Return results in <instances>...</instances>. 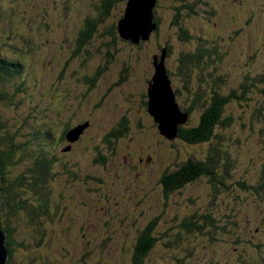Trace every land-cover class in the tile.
<instances>
[{
  "label": "rangeland",
  "instance_id": "374dc122",
  "mask_svg": "<svg viewBox=\"0 0 264 264\" xmlns=\"http://www.w3.org/2000/svg\"><path fill=\"white\" fill-rule=\"evenodd\" d=\"M50 1L41 3L43 2L41 0H0V9L14 11L17 21L19 18L27 21L25 27L20 29L13 27L14 31L17 30L14 33L15 37L18 35L21 37V31L22 35L27 31L29 36L33 33L35 37V46L32 44L30 46L28 43L32 52L27 57L18 60L21 65L20 74L8 82L7 90L14 88L15 93H18L16 95L21 94L18 99L23 97V101L19 107H16L18 112H15L12 106L3 108L4 123H7L9 133L12 131L23 138H27V135L33 130L45 129L50 126V136L53 141L45 143V148L49 150L45 152V155L49 159L55 158L51 175L58 171H65V176L60 178L61 181L63 178L64 182L56 183L52 177L48 184L46 182L42 186L43 189H38L37 195L32 196L31 192H26L25 189L19 191L17 197L24 202L28 209L26 213H20L21 216L16 219L23 220L19 221L22 224L17 226L15 219L12 218L14 220L9 219L8 227L14 225L15 234L24 235L27 228L26 223L31 222L27 220L33 218V223L39 227L40 231H44V226L53 228L62 212L65 220L55 230L53 250L48 264H53L52 260H55L56 257H59L61 264H71L72 261L79 260L78 258L87 245V240H90L91 246L99 248V252L95 251L93 256L96 261H102L103 264H130L131 254L141 231L148 223H153L156 219L163 220L165 217H167V223L164 222L160 226L158 221L155 232L153 231L155 225L149 230L152 232L151 236L156 237L157 242L154 249L148 254L145 264H175L174 259L177 264H195L197 262L199 264V261H195V256L194 258L186 257L185 255H189V253L181 252L183 250L181 248L190 242L187 250L192 253V250L198 249L200 242L205 239L209 241L205 228L202 226V222H206L207 215L214 217L218 213L219 215L228 214L230 220L237 221L235 218L246 214L248 221L256 229L260 227L264 234V228L261 226L264 223V191L256 193L253 190L238 189L236 186L231 194L228 193L225 196L226 193L223 191L216 194V183H210L207 180L194 181L188 184L189 186L185 189L183 188V191L180 189L169 198L168 202L174 206L163 204L166 202L163 200L165 196L161 193V191L163 192L162 187L157 182L160 175L159 170L163 169L160 168V164L182 163L189 156H200V152L195 149V146L187 147L180 139H174L170 146L169 140L160 135L153 116L149 114L148 105L145 106L143 103L144 101L149 103L148 90L149 83L155 73V57L164 48L167 39H172L171 35L173 36L170 24L174 22H172L173 17H170V13L171 7L175 3L170 0H160L157 14L163 22L160 25L159 33L156 35L151 33L145 41L142 36L143 41L133 43L131 40L121 37L120 34L114 33L113 37L110 35L111 28L118 26V21L123 16L122 12L128 1L116 0V5L110 16L104 18V22L97 25L91 50L86 46L81 53L74 55V40L80 36L79 33L84 28L87 19H99V12L96 8L102 0ZM253 2L254 0H207V5L204 8L211 18L200 17L197 21L191 20V25L197 23L195 28L199 26L203 28L201 34L205 40L208 39L205 41L208 45L211 39H219L221 34H229L235 30L241 31L242 38L238 43H241L240 51L246 54L237 58L231 56L236 68L227 66V61L233 65L231 59L221 60L225 46V42L221 40L217 42V51L212 54L216 66L213 65V62L204 65L206 72L212 67H216L211 75L214 78L220 80L219 76L228 75L227 84L223 82L225 84L222 87L223 92L236 89L237 80L243 78L241 74L245 68L247 55L260 47L258 45L261 39L264 40V23L253 21L250 24V30L245 33L244 27H239L237 23H231L228 17L234 12L236 6ZM13 20L16 24L17 21ZM246 21L245 18L242 23H246ZM190 27L192 29V26ZM0 28V40H3L2 37L8 38L13 34L9 23L1 24ZM172 45L174 46L173 42ZM194 47L196 48V46ZM192 48L193 46L189 48L186 45L185 51L191 52ZM210 50L213 53L212 49ZM109 53L114 54L112 60ZM163 57L165 58L164 53H162L161 59ZM0 58L8 62L15 60L14 54L9 49L0 50ZM157 59L159 63L162 61L158 57ZM262 59L263 54H260L259 64ZM173 61L172 57L164 63L173 89L178 82L182 87L194 90L197 85L195 80L191 85L183 83L179 78L180 82L177 76L175 77V73L178 75L184 73L181 72L177 63H172ZM182 67L184 66L182 65ZM8 73L15 74L16 71L12 69ZM208 73L210 74V72ZM208 73H205V80L211 82V76ZM84 76L97 78V84L91 88L90 84L82 81ZM184 76L186 77L185 74ZM54 90L59 91L54 92ZM64 91L70 98L64 99ZM15 93L10 92L13 97ZM56 93L57 95H55ZM183 93L185 94L184 91ZM183 93L176 95L180 105H183L181 103L184 100L181 98ZM15 99L17 97H14ZM193 105L194 103L186 102L183 107L189 108ZM231 109H233V105ZM62 113L73 124L77 125L81 121L87 122L88 128L80 129L75 125V127H70L71 134L77 131L79 138L73 145V153L65 156L61 154L58 142L61 132L65 128L60 123L63 119L60 116ZM192 119H194L192 123L196 124L198 115ZM127 122L130 131L126 137L114 140L116 142L112 145L117 147V151L112 157L110 152L106 151L109 143H103L109 131L118 129L119 126L127 124ZM82 130H85L83 135ZM166 131L171 132L169 129ZM237 131L240 132L239 127ZM21 143L22 140L19 139L17 144ZM28 145L29 147L21 154L24 159L19 160L16 168L12 170L14 178L22 177L23 182L31 177L27 173L28 169L36 170L34 160L30 158L36 157L43 146L42 142H31ZM98 149L105 152V156L111 158L108 166L103 167L94 163L95 151L97 152ZM250 157L251 152L248 150L244 155L238 156L237 159L234 158V163L238 165L236 174L233 170L228 173L219 169L216 173L217 177L222 172L226 177L228 176V182H236L238 177L243 176L244 178L247 175L249 188H252L255 179L260 176L261 168L259 160L256 158L261 157V152ZM60 162L67 164V170L61 166L62 164H59ZM72 174H76L78 178L74 179ZM259 183L260 181L257 179L256 184ZM56 186L58 191L54 193ZM176 193L180 195L177 196ZM58 197L63 207H60L56 201ZM52 199L56 200L52 201ZM4 205L5 203L2 201L0 208ZM193 205L197 207V211L191 213ZM230 205L233 206V209L229 207ZM240 207L243 208L242 211ZM2 211L1 209V214ZM236 211L239 212L238 215H235ZM193 218L196 221L192 220ZM191 222L195 226L191 227L189 231L183 229V232L178 226L183 225L185 228ZM169 223L178 225L172 237L168 235L167 238H164L167 229L172 227V225L168 226ZM196 226L202 227L203 231H197ZM83 227L87 228L86 241L80 238V229ZM190 231H195L198 237L188 236L191 238L188 241L186 237ZM210 231L212 228H209L208 232L210 233ZM19 235L13 238V248L27 237V234L23 238L22 236L19 238ZM256 235H254L255 238ZM208 241L205 242L207 247V253L203 257L205 262L218 257L213 252L214 250L208 249ZM28 242L26 250L39 247L29 239ZM210 244L212 243L210 242ZM100 245L101 247H99ZM249 246L251 245L249 244ZM246 255L247 257H244L243 260L248 264H258L259 260L264 257V254L260 257L255 254V251L248 249ZM191 256L193 255L191 254ZM14 258L12 257L13 260ZM69 258L75 260L70 259L67 263ZM19 261L30 264L28 260L20 259ZM229 264L234 263L230 262Z\"/></svg>",
  "mask_w": 264,
  "mask_h": 264
},
{
  "label": "trees",
  "instance_id": "16d2710c",
  "mask_svg": "<svg viewBox=\"0 0 264 264\" xmlns=\"http://www.w3.org/2000/svg\"><path fill=\"white\" fill-rule=\"evenodd\" d=\"M41 1H43L41 3L51 2L50 0ZM115 1L116 0H102L100 2L101 4L96 8L99 12V19L86 20L84 28L82 29L81 33H79L80 36H77V38L74 40V55L81 53L82 49H84L86 46H88L89 50H91L92 41L94 40L95 35L94 32L97 28V25L104 22V18L106 19L108 16H110L112 9L116 5ZM159 1L160 0H157L153 9V24L155 25V29L152 33H155V35L159 33L161 28L160 25H162L163 22L162 18L157 14L160 6ZM170 1L175 3L171 7L170 13V17H173L172 22L175 23L170 24L171 29L173 30H171L173 32V36L171 35L172 39H167L166 43L164 44V48H162L160 53L156 56L161 59V55L164 53L166 61L167 59L170 60L173 57L174 61L172 63H177L181 72L186 75L185 77L184 74L178 75L175 73V77L177 76V78H180L183 83H189L191 85L195 80L197 85L195 86L194 90H191L188 87H182V85H180L181 83L179 84L176 82L177 86L174 89L175 94L177 95L178 93L182 94L183 91L185 92V94L183 93L184 95H181V98L184 99L181 101V103L185 105V103L188 102L194 103V105L190 106L189 108H185L183 105L179 104L182 113L187 115V119L184 123H181L177 127L175 134H173L171 137L164 135L159 128V124L155 122L154 118L153 120L157 124V129L160 135L169 140L170 146H172V141L174 139H180V141L187 147L195 146V149L200 152V156H189L186 161L182 163L172 162L171 164H160V168L163 169L159 170L160 175L157 179V182L162 187L164 192L163 193L161 191V193L165 196L163 200L166 201H163V204L170 206L171 203L168 202L169 198L173 196L178 190L182 189L183 191L187 186H189L188 184L194 181L202 182V180H207L210 183H216L217 186L214 185L217 187L216 194L223 191L226 193L225 196H227L228 193L231 194L236 186L238 189H244L247 191L253 190L256 193L264 191V40L261 39L258 45L260 47L255 49L253 53L247 55L245 68L241 74L243 78L241 80H237L238 85L236 89L230 90L229 92H223L222 87L227 84L228 75L223 74V76H219L220 80L214 78L211 75L216 70V67L209 69V74L204 70V65L213 62V65L216 66L215 61H213L212 54L217 51L218 40L225 42L224 52L222 54L221 60L225 59L226 61V59H231V56L236 58L241 55L245 56L246 53L240 51L241 43H238L242 38L240 36L241 31L235 30L229 34H221L219 39H211L208 45V43L205 42L208 39L205 40L201 34V29L203 28L201 26L195 28V24L197 25V23H193L191 25V20L197 21V19H200V17L204 19L211 18L204 8L207 5V0ZM128 2L129 0L127 1V4ZM126 7L122 12V17L125 15ZM256 9H259V11H256ZM13 12L14 11L12 10L7 11L0 9V25L9 23V28L11 30H13V27L16 29L25 27L24 25L27 23V21L25 22L23 18H19V21H17L16 14ZM122 17L120 19H122ZM228 17L231 20V23H237L239 27H244L245 33H247L250 30V24L253 21L264 23V0H254L252 4L242 3L236 6L234 12ZM245 18L247 20L246 23H242ZM13 19L17 21L16 24L14 23ZM190 26H192V29ZM117 30L118 26L112 27L110 30V35L112 37L114 33L119 35ZM16 31L17 30H13V34L10 37H2L3 40H0V50L5 51V49H9L15 56V60L13 59L10 62L0 58V205L2 201L5 203V205L1 208L3 211L2 214L0 213V227L1 231L5 233L7 238L5 246L7 251L10 253V264L24 263L19 261L20 259L28 260L30 264H48L47 262L50 261L51 251L53 250V238L55 230L61 225V222L65 220V216L62 212L61 217L59 216L53 228L44 226V231H40L39 227L33 223V218H31V220H27L31 222L26 223L27 228L25 229L24 235H19L17 233L15 234L16 230L14 225H10L8 227V221L12 218L15 219L12 220L15 221L17 226L22 224L19 221L23 220L18 221L16 219L18 216H21L20 213H26L28 209L24 202L19 197H17L19 191L25 189L26 192H31L30 194L32 196L37 195L36 192H38V189H43L44 187L42 186L46 182L48 184L52 177H54L57 183L58 181L64 182V179L62 178L61 181L60 178L65 176V171H58L54 175H51L55 158L53 159L52 157L49 159L47 158V155H45V152L49 151L45 148V143H51L53 141L52 136H50V126L45 129L39 128L37 130H33L27 135V138H23L19 135H16V133H13L12 131L9 133V130L7 129L8 125L7 123H4V116L2 115L3 108L12 106L13 110L18 112L16 107H19L23 101V97H21L20 100L18 99V96L21 94L16 95L18 93H15L14 88L13 90H7L8 82L10 79L14 77L16 78V75L20 74L21 72V65L18 62L19 58H25L30 52H32V49L29 47L28 43L30 46L31 44L35 46V37L33 36V33L29 36L26 31V34L22 35L21 31V37H19V35L15 37L14 33H16ZM23 32L25 33V30H23ZM141 41L143 40L141 39ZM172 42L174 46L172 45ZM107 45H109V43H107ZM107 45L104 44V46ZM186 45H188L189 48L193 46V48L190 49L191 52L185 51ZM194 46H196V48ZM1 47L3 48L1 49ZM210 49H212L213 53ZM89 54L90 51L87 53V55L89 56ZM260 54H263V59L259 64ZM110 55V59L112 60L114 54L112 53ZM231 62L233 64L232 59ZM182 65L184 67H182ZM227 66L236 68V65H231L229 61H227ZM12 69L16 71L15 74L8 73V71ZM205 73H208V75L211 76V82L205 80ZM97 80L98 79L93 76L82 77V81L90 84L91 88L97 84ZM223 82H225V84ZM9 91L14 92V97H17V99L14 100V97L11 96ZM56 91L58 92L59 90H54V92ZM55 95H57V93ZM63 97L64 99L70 98V96L68 97L66 91H64ZM143 103H145V106L148 105V101H144ZM232 105L233 109H231ZM197 115L198 121L196 124H194L192 123L194 120L192 118ZM60 116L63 117L62 122L60 121V123L65 128L61 132L58 142L60 144L59 150L61 154L65 156L73 153V145L77 143V139L79 138V136H77V139L72 141V126H76L77 128L83 126L84 124L87 126V122L81 121V123L76 125L68 121V118L64 113H62ZM238 127L240 128V132L237 131ZM129 131L130 130L127 122V124L119 126L118 129H113L108 132L106 140L103 144L106 142L109 143L107 146L108 149L106 148V151L110 152L112 157L115 156V152L117 151V147L112 145L116 142L114 140L126 137ZM84 132L85 130L81 131L82 135ZM19 139L22 140L21 144H17ZM31 142H42L43 146L42 150L38 152L36 157H31L30 155V159L34 160L36 170L28 169L27 173L31 175V177H29V180L26 182H23L22 177H19L18 179L14 178L12 170L16 168L19 160L24 159L21 154L25 152V150L29 147L28 144ZM248 150L251 152L250 158H252V155L256 156L259 152H261V157L256 158L259 160V165L261 168L260 176L255 179V183L252 188H249L247 175L244 178L243 176L238 177L236 182H228V176L226 177L222 172L217 177L216 173L219 169H222L224 172L228 173L233 170L234 174H236L238 165L234 163V158L237 159L238 156L244 155V153ZM110 162L111 158L105 156V152L99 149L97 152L95 151V164L104 167L108 166ZM59 164H62L61 166L67 170V164H64L63 162H60ZM67 175H69V172H67ZM72 176L74 179L78 178L76 174H72ZM257 179H259L260 183L263 184H256ZM56 191H58L57 186L55 187L54 193H56ZM179 195L180 194H177V196ZM53 200L56 199H52V201ZM56 201H58L60 207H63L62 203L59 201V197ZM171 206H174V204H171ZM229 207L233 209L232 205ZM192 208L193 210L191 213L197 211V207L194 205ZM171 209H174V207H171ZM242 210L243 208L241 211ZM238 214L239 212L236 211L235 215ZM205 219L206 222H202V226L205 228V233L209 238V241L205 239L204 241L200 242L197 247L198 249L192 250V253L188 252L189 250H187V247L190 244V242H188L185 247L181 248L183 249L181 252L187 251V253H189V255H185L186 257L194 258L195 256V261H199V264H229L230 262L234 264H245L246 262H244L243 259H245L244 257H247V249L250 251H255V254L259 255L260 257H262V254H264V234L262 233V229L260 227L259 229H256L255 226L248 221L246 214L235 218L237 221L239 220L238 222L235 220H230L228 214L219 215V213L214 217L207 215ZM192 220L196 221L195 218ZM158 221L160 226L164 222H168L167 217H165L163 220L156 219L153 223H148L146 225L136 240L134 251L131 254L130 264L146 263L149 256L148 254L154 249L157 242L156 237L151 236L152 232L149 230L154 228L153 226L155 225V228L153 229L155 232ZM5 223L7 224L5 225ZM171 225L172 227L167 229L164 238H167L168 235L172 237L175 234L178 224L169 223L168 226ZM178 226L184 232L186 229L189 231V229L194 227L195 224L191 222L189 223V226L185 228H183V225ZM261 226L264 228V223L261 224ZM196 227L195 229L197 231H203L202 227ZM209 228H212L210 233L208 232ZM86 230L87 228L85 227L80 229V238H82L83 241H86L87 239ZM26 234L27 237L26 239H23V243L21 242L18 245H15V248H13V238L16 235H19V238H21L20 236L23 238ZM254 235H256L257 239ZM188 236L191 238L192 236H196L195 231H190L187 235L186 238L189 241L191 238H188ZM28 239L31 240L34 245H39V247L26 250ZM89 241L90 240L86 241L87 245L81 253V256L78 258L79 260L72 261L71 264H103L102 261H96L93 258L94 253H96L95 251L99 252V248L97 249L96 246H91L92 244ZM206 241H208V249L214 250L213 252L216 254V256H218L216 258L210 259L209 262H205L203 260V257L206 255L205 253H207V247L205 243ZM24 242L26 243L24 244ZM210 242L212 244H210ZM249 244L251 246H249ZM99 247H101V245ZM242 252H244L243 255ZM191 254L193 256H191ZM12 257H15L14 260ZM70 259L75 260L74 258H69L67 263ZM259 261L260 262L258 264H264V257H262ZM52 262L53 264H61L59 257H56V259L52 260ZM174 262L177 264L175 259ZM195 264H198V262Z\"/></svg>",
  "mask_w": 264,
  "mask_h": 264
},
{
  "label": "water",
  "instance_id": "95a60500",
  "mask_svg": "<svg viewBox=\"0 0 264 264\" xmlns=\"http://www.w3.org/2000/svg\"><path fill=\"white\" fill-rule=\"evenodd\" d=\"M157 0H129L125 15L118 22V31L121 37L138 43L144 36V41L155 29L153 24V9ZM160 63L155 58V73L150 82L148 90V111L159 124L164 135L171 137L175 134L177 127L187 119L182 114L177 103V97L173 89L169 75L164 65L165 58ZM80 129L85 126L79 127ZM169 129L168 132L166 131ZM77 131L74 132L72 141L77 139ZM8 253L4 247V236L0 230V264H7Z\"/></svg>",
  "mask_w": 264,
  "mask_h": 264
},
{
  "label": "clouds",
  "instance_id": "9594fccd",
  "mask_svg": "<svg viewBox=\"0 0 264 264\" xmlns=\"http://www.w3.org/2000/svg\"><path fill=\"white\" fill-rule=\"evenodd\" d=\"M166 61V60H165ZM178 103V102H177ZM178 105H179V103H178ZM179 108H180V105H179ZM180 111H181V108H180ZM181 113H182V111H181ZM150 114V113H149ZM182 114H184V113H182ZM154 118V117H153ZM83 126H85V124L83 125ZM84 129H88L87 128V126H85V128ZM1 172V171H0ZM0 193H1V189H0ZM0 210H1V208H0ZM0 230H1V227H0ZM2 232V231H1ZM2 235L4 236V247H5V249L7 250V248H6V246H5V243H6V241H7V238H6V235H5V233L4 232H2ZM7 253H8V258H7V264H10L11 263V258L9 257V255H10V253L7 251ZM9 262V263H8Z\"/></svg>",
  "mask_w": 264,
  "mask_h": 264
},
{
  "label": "bare ground",
  "instance_id": "6f19581e",
  "mask_svg": "<svg viewBox=\"0 0 264 264\" xmlns=\"http://www.w3.org/2000/svg\"><path fill=\"white\" fill-rule=\"evenodd\" d=\"M168 72V71H167ZM170 78V77H169ZM150 87V86H149ZM97 104V103H96ZM1 168V167H0ZM39 173V172H38Z\"/></svg>",
  "mask_w": 264,
  "mask_h": 264
}]
</instances>
